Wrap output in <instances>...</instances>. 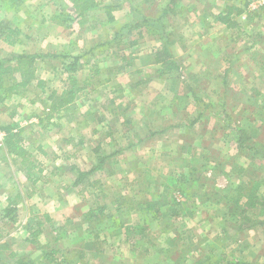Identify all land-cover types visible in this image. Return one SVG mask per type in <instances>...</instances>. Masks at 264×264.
Returning a JSON list of instances; mask_svg holds the SVG:
<instances>
[{
    "label": "rangeland",
    "instance_id": "rangeland-1",
    "mask_svg": "<svg viewBox=\"0 0 264 264\" xmlns=\"http://www.w3.org/2000/svg\"><path fill=\"white\" fill-rule=\"evenodd\" d=\"M97 1L119 8L112 23L104 10L83 25L58 21L76 18L64 0H0V22L21 31L14 47L0 41V60L41 56L27 87L0 91V128L22 130L37 165L31 176L41 178L28 181L0 148V213L7 202L17 209L15 223L0 221V264H52L43 258L51 250L67 264H194L206 256L264 264V206L234 211L225 200L237 199L241 182L243 195L255 188L264 196V0ZM230 7L243 12L232 13L233 28L216 20ZM163 46L178 68L160 77L152 62ZM74 56H82L76 86L85 88L48 121L52 102L72 86L64 68ZM121 56L134 58L131 67L122 69ZM102 157L101 169L75 186L76 171ZM56 164L62 173L51 176ZM182 173L190 179L178 180ZM152 200L165 206L139 234L137 204Z\"/></svg>",
    "mask_w": 264,
    "mask_h": 264
},
{
    "label": "trees",
    "instance_id": "trees-1",
    "mask_svg": "<svg viewBox=\"0 0 264 264\" xmlns=\"http://www.w3.org/2000/svg\"><path fill=\"white\" fill-rule=\"evenodd\" d=\"M8 3L12 5H18L20 6L22 4V0H7ZM68 2L70 5V8L74 10V13L76 15L75 20L74 19H67L63 18V16H57L58 21H67L70 24H73L75 21H78L80 25H83L88 17V14L94 12V11H100L104 10L107 22L112 23L114 21V17L112 16V12L116 9H119L117 6H111V5H102L97 0H64ZM233 12H236V16H240L243 12L241 10H236V8H228L226 15H217L216 20L223 24L224 26L228 28H233L234 24H232L231 15ZM68 28H71L69 26ZM139 28V25L134 26V29ZM21 35V31L18 28L11 27L9 23L0 22V41L4 44H6L9 47H14L18 44H20L21 40H19V37ZM134 43V42H133ZM131 45H134V44ZM92 50V49H91ZM41 56H38L36 54H20L11 57L8 60H0V91L1 92H13L16 91L18 88L24 89L27 87L31 81L35 80V69L34 65L35 62L40 58ZM82 56H74L70 58V61L65 66L64 70L69 75V82L71 83V88L69 90L62 91L61 94L58 96V99L52 102L51 106L48 108V115L45 117L46 120L50 121L53 119L54 114H59L60 111H63L65 109H68V107L71 106V104L74 103V101L78 98V94L83 91L85 86L83 88H78L76 86L74 75L79 71L80 69V59ZM134 58L130 59V56L125 57L121 56L119 60L123 61L125 66H123L122 69H125L126 66L131 67V61H133ZM152 64L157 65L159 68L157 69V73L160 77L168 75L169 73L177 70V65L175 61L173 60V57L169 53L166 46H163L161 49L156 50L153 56V62ZM10 74H14V76H17L18 79H11L9 78ZM12 80V82L10 81ZM43 82L38 81L37 85L40 87V90L43 91ZM89 83H86L85 85H88ZM0 133L3 134L2 140L0 141V148L4 149L6 151V154L10 157H12V163L14 165L19 166V171L24 172L25 177L28 181H32L35 183L36 180H33V176H31V173L35 171L37 165L36 161L33 157V155L27 150L25 146V138L23 136V132L20 129H16L13 126H6L3 128H0ZM237 135V136H236ZM236 136V138H235ZM234 136L235 138V144L237 149L243 148V144L246 140L244 138V133L238 132ZM244 141V142H243ZM236 149V150H237ZM238 152V150H237ZM107 157L99 158L97 165L91 169L89 172H81L76 171V179L74 180V185H81L85 179H87L91 174L101 169L102 164L105 162ZM40 172V170H38ZM244 172L243 170H240ZM193 174L195 171H192ZM190 174H192L190 172ZM189 178L185 174H180L178 177V180H183ZM190 179V178H189ZM186 182V181H184ZM180 185V184H179ZM244 183H239L238 187L235 191L241 192L237 199H227L229 202L228 206L233 207L230 208L231 210H255L258 205L261 207L264 206V196H258L256 194L255 188H250L246 191V194L243 195L242 192H244L245 187ZM164 200H152V201H145L143 203L137 204V210L142 214L143 220H142V226H140L137 229V232L139 234H143L147 228L149 227L150 222L157 221L159 219V214L162 211V207L165 206ZM13 203L7 202L5 208L0 213V221L3 219H7L12 223L16 222V213L17 209L15 206L12 205ZM175 205H178L175 201V199L172 197V200L169 204V207H173ZM259 206V207H260ZM174 208V207H173ZM102 211V209H101ZM92 211H89L88 214H90L91 217ZM166 214L163 213V216ZM178 215V214H177ZM89 217V218H90ZM46 221H49L50 219L45 216ZM88 219L87 215L84 216V220L86 221ZM246 221H249V218H245ZM167 228V231L169 232V226H165ZM128 235L126 234L125 241H128L129 234L133 233V230L128 228ZM165 233V230L163 231ZM41 234V232H35L33 236L38 237ZM125 235V233H124ZM128 236V237H127ZM169 242H176V238H169L167 240V243ZM31 243L37 244L35 241H32ZM56 254H58L57 250H51L48 255L44 254L43 258L46 259L48 262L52 264H67V262L63 259L61 261H58V257H56ZM19 264H24L22 262H19ZM194 264H216L215 262H212L211 257L199 259L194 262ZM229 264V263H228ZM230 264H246L239 261H233L230 262Z\"/></svg>",
    "mask_w": 264,
    "mask_h": 264
},
{
    "label": "crops",
    "instance_id": "crops-1",
    "mask_svg": "<svg viewBox=\"0 0 264 264\" xmlns=\"http://www.w3.org/2000/svg\"><path fill=\"white\" fill-rule=\"evenodd\" d=\"M98 119V118H97ZM99 121H101V120H97V122H99ZM96 133V131H93V134H95ZM107 136H108V138H109V135L110 134H106ZM104 136V137H107V136ZM54 167V170L52 171V172H50V175L51 176H59L61 173H62V168H60V166L59 165H57L56 164V166H53ZM72 170V169H71ZM41 171V170H40ZM43 173H45V172H43ZM49 175V176H50ZM40 179L41 178H38L36 181H37V183L40 181ZM47 180V179H46ZM45 180V181H46ZM46 186L47 185H44V184H42L41 186H39L38 188H37V191L38 192H36V190H35V192H36V195L35 196H38L39 194H40V196H39V198H40V200L39 201H46L47 200V197L45 196V193H44V191H45V188H46ZM53 197L52 196H49L48 197V199H52ZM38 199V198H37Z\"/></svg>",
    "mask_w": 264,
    "mask_h": 264
}]
</instances>
